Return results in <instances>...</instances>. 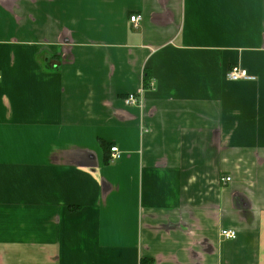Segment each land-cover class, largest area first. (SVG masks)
I'll return each mask as SVG.
<instances>
[{
  "label": "crops",
  "instance_id": "obj_1",
  "mask_svg": "<svg viewBox=\"0 0 264 264\" xmlns=\"http://www.w3.org/2000/svg\"><path fill=\"white\" fill-rule=\"evenodd\" d=\"M0 76V264H264V0H0Z\"/></svg>",
  "mask_w": 264,
  "mask_h": 264
},
{
  "label": "built area",
  "instance_id": "obj_2",
  "mask_svg": "<svg viewBox=\"0 0 264 264\" xmlns=\"http://www.w3.org/2000/svg\"><path fill=\"white\" fill-rule=\"evenodd\" d=\"M130 20L136 27H138L139 22L142 20V16H140V15L132 16ZM0 78H1V76H0ZM227 79L230 81H241V80H252L253 77H251V75H249L247 70H245L241 67L235 66V67H232L227 72ZM140 97H141V95L137 96V95L131 94L125 99V103L129 106L130 105L131 106H141L142 101H141ZM120 159H121V152L119 151V149L117 147H112L111 148L110 162L116 163ZM231 180H232L231 177H223L221 179V182L229 183V182H231ZM237 234H238L237 231L234 229H224L221 231V236L225 239H236Z\"/></svg>",
  "mask_w": 264,
  "mask_h": 264
}]
</instances>
